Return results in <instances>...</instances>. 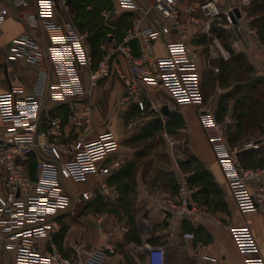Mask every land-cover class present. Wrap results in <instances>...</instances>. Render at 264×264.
Returning a JSON list of instances; mask_svg holds the SVG:
<instances>
[{
  "label": "crops",
  "instance_id": "1",
  "mask_svg": "<svg viewBox=\"0 0 264 264\" xmlns=\"http://www.w3.org/2000/svg\"><path fill=\"white\" fill-rule=\"evenodd\" d=\"M36 1L22 10L14 8L12 0H0V7L11 6L0 38V93L15 82L10 69L23 62L17 56L13 41L27 31L22 13L35 12ZM138 1L146 6L153 2ZM201 1L180 0V4L182 8L198 9ZM263 1L252 0L250 5L243 6L242 0H221L220 6L222 9L239 6L244 16L238 23L255 28L264 41ZM96 2L98 0L93 4ZM103 3L105 7L102 2L99 5L103 7L102 14L105 10L109 12L111 27L116 29L108 36L107 45H102L101 54L96 55L97 59L109 57L111 73L98 82L88 99L95 124L88 139L102 165L121 162L106 177V182L116 192L103 193L99 189V179L89 175L81 184L83 189L92 188L94 197L85 204H77L59 218L61 228L52 235L53 244L67 259H85L87 252L76 251L72 242L99 246L110 241L113 251H106L102 264H144L149 248L155 246L165 248L168 264H245L230 227L247 225L264 259V211L243 212L238 207L198 107L177 104L162 84H144L142 95L124 105L119 104L129 68L125 55L116 45L124 39L135 17L141 15L133 10L132 0H104ZM60 8L54 21L62 22L65 18ZM181 21L187 28V42L197 53L196 69L205 106L211 108L219 120L226 115L234 117L235 123L225 130L231 148H240L251 139L260 140L258 148L241 150L240 159L248 166H264V52L249 48L242 40L234 48L239 29L225 28L226 16L212 22L209 29H205L203 17L195 23L187 13H182ZM32 31L44 44L49 43L44 20ZM130 47L134 54H139L140 38L131 40ZM220 47L232 51L229 60L216 56ZM168 50L179 61L185 60L186 53L176 31L163 35L154 44L155 56H163ZM34 76V71L30 70L22 81L30 84ZM140 100L144 101V109L138 105ZM153 103L160 104L159 111L152 109ZM165 106L170 110L168 115L162 112ZM61 115L65 130L75 136L69 108L62 109ZM136 119L138 123L131 125ZM36 162L35 156L30 157L32 176L37 173ZM181 172L189 174V184L194 190L192 199L198 205V211L190 216H179L168 203L177 199V179ZM5 191L2 178L0 194ZM187 232L192 233L193 238H185ZM200 244L206 245V249L200 248ZM0 264H12V254L5 250L1 240Z\"/></svg>",
  "mask_w": 264,
  "mask_h": 264
},
{
  "label": "built area",
  "instance_id": "2",
  "mask_svg": "<svg viewBox=\"0 0 264 264\" xmlns=\"http://www.w3.org/2000/svg\"><path fill=\"white\" fill-rule=\"evenodd\" d=\"M33 0H12L16 9L28 8ZM221 0H202L199 8L181 7L180 0H153L146 6L132 0L135 17L124 39L116 45L128 61L129 77L125 92L119 100L124 105L144 93V84L164 85L172 99L179 105H194L202 115V124L210 144L222 165L229 188L238 207L243 212L264 211V166H248L240 159V151L258 148L251 139L240 148H231L225 130L235 123L232 115L219 120L215 112L205 106L199 72L196 69L197 53L187 42V28L181 21L182 13L198 23L200 17L209 29L215 20L227 21L223 26L231 31L239 29V40L249 48L264 52V41L253 27L239 24L244 14L239 6L222 9ZM252 0H242L243 6ZM65 0H37L36 11L23 12L27 31L13 41L17 56L23 60L10 74L14 83L0 93V180L4 179L6 191L0 194V240L5 250L12 254V264H102L107 250L113 251L110 241L99 246L71 243L78 252L86 251L85 259H67L52 242V235L59 231V218L77 204L92 200L95 191L71 186L84 183L89 175L99 179V189L108 195L115 188L106 177L121 162L102 165L95 157L88 137L94 132L93 107L88 102L98 82L111 73L109 57L96 59L87 35L70 16ZM65 14L62 22L54 21L58 7ZM238 9L239 15L235 10ZM11 13V6L0 7V38L2 25ZM108 16L109 12H103ZM44 20L49 43L46 45L32 29ZM146 20H148L146 22ZM176 31L180 36L186 58L179 61L170 50L155 56L154 44L163 35ZM141 40V52L134 54L130 42ZM216 56L224 60L232 51L220 47ZM6 63L9 58L6 56ZM34 71L29 84L23 80L28 71ZM144 109V101H138ZM69 108L73 134L65 130L61 111ZM152 109L159 111L160 104ZM138 119L131 125L138 123ZM35 156L37 173L29 172L30 157ZM177 199L168 201L179 216H190L198 211L192 199L194 190L189 184V174L181 172L177 179ZM230 232L241 252L245 264H264L258 243L247 225H233ZM109 235V234H108ZM185 238H193L187 232ZM206 249V245L200 244ZM144 264H168L163 246L150 247Z\"/></svg>",
  "mask_w": 264,
  "mask_h": 264
},
{
  "label": "rangeland",
  "instance_id": "3",
  "mask_svg": "<svg viewBox=\"0 0 264 264\" xmlns=\"http://www.w3.org/2000/svg\"><path fill=\"white\" fill-rule=\"evenodd\" d=\"M95 1L96 0H74L69 6L67 0H65L66 4H64V6H67L70 16L78 24L81 32L87 35V40L93 52L95 51L94 53L99 55L102 52V45H107L108 36L115 31L116 28L111 27L112 22H110V15L106 17L102 14V8L106 6V3H103L104 0H98L96 4H93ZM100 2H102V8L99 6ZM88 4L92 5V7L88 8ZM60 10L62 9L60 8ZM237 96H240V94ZM70 184L77 189L84 188L82 184L73 185L71 182ZM59 225L61 227L60 221Z\"/></svg>",
  "mask_w": 264,
  "mask_h": 264
},
{
  "label": "water",
  "instance_id": "4",
  "mask_svg": "<svg viewBox=\"0 0 264 264\" xmlns=\"http://www.w3.org/2000/svg\"><path fill=\"white\" fill-rule=\"evenodd\" d=\"M235 12H236L237 15H239V11H238V9H236ZM162 112H163L164 114H167V115L170 114V110H169L166 106L163 107ZM256 142L258 143V142H260V140H257Z\"/></svg>",
  "mask_w": 264,
  "mask_h": 264
},
{
  "label": "trees",
  "instance_id": "5",
  "mask_svg": "<svg viewBox=\"0 0 264 264\" xmlns=\"http://www.w3.org/2000/svg\"><path fill=\"white\" fill-rule=\"evenodd\" d=\"M74 0H67V4L70 6L71 5V3L73 2ZM95 52V51H94ZM93 52V53H94ZM94 56H95V58H96V53H94ZM97 59V58H96Z\"/></svg>",
  "mask_w": 264,
  "mask_h": 264
}]
</instances>
